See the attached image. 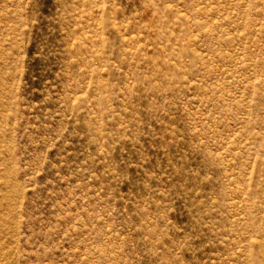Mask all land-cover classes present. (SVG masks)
<instances>
[{
  "label": "rangeland",
  "instance_id": "374dc122",
  "mask_svg": "<svg viewBox=\"0 0 264 264\" xmlns=\"http://www.w3.org/2000/svg\"><path fill=\"white\" fill-rule=\"evenodd\" d=\"M0 264H264V0H0Z\"/></svg>",
  "mask_w": 264,
  "mask_h": 264
}]
</instances>
